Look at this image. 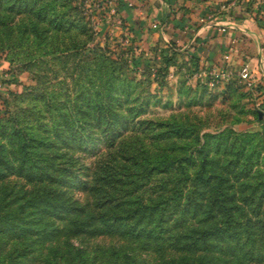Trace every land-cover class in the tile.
<instances>
[{
  "label": "rangeland",
  "instance_id": "374dc122",
  "mask_svg": "<svg viewBox=\"0 0 264 264\" xmlns=\"http://www.w3.org/2000/svg\"><path fill=\"white\" fill-rule=\"evenodd\" d=\"M47 1L66 7L63 19L78 27L61 42L53 31L34 33L28 14L0 9V264H264L202 236L225 218L213 200L219 189L242 206L256 199L247 211L264 215V61L242 78L252 58L245 50L254 57L255 47L235 43L237 35L229 43L220 23L242 15L264 33V0L176 3L165 20L130 0ZM224 3L236 4L228 12ZM124 93L130 127L109 146L75 101L107 95L115 106ZM63 115L84 124L88 144H67L47 128ZM49 170L57 178L42 180ZM109 170L121 174L103 178ZM173 190L169 201L181 206L125 222L130 234L101 222L104 211L119 220ZM109 196L119 199L102 207ZM192 197L196 211L179 218ZM73 202L81 211L65 220Z\"/></svg>",
  "mask_w": 264,
  "mask_h": 264
},
{
  "label": "trees",
  "instance_id": "16d2710c",
  "mask_svg": "<svg viewBox=\"0 0 264 264\" xmlns=\"http://www.w3.org/2000/svg\"><path fill=\"white\" fill-rule=\"evenodd\" d=\"M0 2V9L8 12V14H28L29 16H31L32 19L30 20L29 25L35 31L34 33L42 34L47 31L55 32L54 37L57 42L63 41V38L61 39L62 32L67 30L68 32L78 30V27L73 22H68L63 19L65 17L64 10L66 7L63 6L64 8L62 9L60 4L48 3L47 0H41L39 3H31V0H0ZM49 2H51V0H49ZM57 6L58 8H60L58 9ZM29 25L21 24V27L25 28ZM86 28L87 27H83L84 30ZM41 39L46 40L45 38ZM72 39L76 41L75 36H72ZM43 43L44 41H42V44ZM86 43L87 42H81V44L83 45H86ZM78 47L79 45H73L72 49L75 50ZM99 50L102 51L101 48H99ZM68 51L69 49L65 51L67 52V55L69 53ZM58 57L59 59L63 58V56ZM104 89L106 92H109V86H106ZM116 89L118 90V88ZM87 94H89L90 97L92 96L91 92L86 93V95ZM121 95H119L118 97H115L114 95V98H118L116 99V107L114 106V104H112L110 100L108 101L106 99L107 95H105L106 98L99 97L98 100L93 102L88 101L86 102V104L83 103L84 99L78 100V102L75 101L77 107L76 112L82 115L89 114V118L87 119L88 122L96 125V127L100 130L99 136H105L106 142L109 143V146L115 145L117 140L124 137L125 132L130 127V121L124 114V110L126 109L125 98L127 97V94L124 93ZM12 122L14 123L13 120ZM85 123H87V121H85ZM51 125H53V127L47 125V128L51 129V132L56 134L54 136H57L59 139L65 141V143L71 144L72 141H75L77 143H81L82 146L86 143L85 137L79 136V130L82 129V126H84V124L81 125V127L79 126L78 129L75 126V121L73 123L72 118H64L63 115L61 118V124H56V122H52ZM64 128L67 130V132H65ZM99 141L100 143L102 142L101 139H98L97 142ZM158 168L164 169V167H161L160 165ZM167 168L168 166L166 165V169ZM53 170H55L54 172H56L57 170L60 171L61 169L54 168ZM119 174H121V171L117 172L109 170L105 175H103V178H114V176H118ZM55 178L57 177L54 174H51L49 170L47 175L44 176L42 180H54ZM82 186V188L87 191L89 184L84 181L82 183ZM164 188L166 189L165 185ZM173 191L175 193V197L169 196L167 198H163L164 196L161 195L162 197H160L159 200L155 201L154 204L145 205V207H143V203H138L136 208L132 211L133 213L127 216L121 215L119 220L116 218H112L110 215H107L106 211L100 213L99 217H102L101 222L105 224V228H110V230L116 232H123L125 235L130 234V231H127V229H121V226H123L125 222L132 221L138 222L139 224L144 220L145 216H148L147 218L149 219L152 214L156 211L160 217L164 218L165 209H167V212L170 215V208L173 205L181 206L179 203L180 200H177L174 203L169 201V199H177V191ZM107 193L109 192L105 190L106 195ZM54 196L55 195L53 193L50 199L53 200ZM117 199L119 198L109 196L100 201L101 204H104L102 205V207H104L105 205L111 204V200H113V202H116ZM213 200L215 201V203H217V206H219L220 210L224 213L225 218L220 225L214 226L210 230L203 231L202 236L205 237V239L209 236L213 237L217 246H220L221 248L222 245L220 243H225V247L228 250H233L232 252L238 254L243 259H247L252 262H264V215H262V213H258V215L254 214L253 216L250 211H247V206L251 205V208L254 209L257 205L259 207L261 204L257 203L256 199H242L241 203L243 204V206L246 205L245 209L242 205H239L238 202L231 201L229 197H227V195L223 194V191L221 189L216 191ZM195 204H198L196 199H193V197L190 198L189 201L181 207L182 212L179 218L184 217L186 211H190V208H193L194 211H196V208L194 207ZM65 208L66 212L64 214L67 215L65 220H68V217L76 219V217L74 216H77V214L81 211V208L74 205V202L71 204L67 203ZM88 215L90 219H86V223L88 224L87 227L89 228L87 230L88 232H94V230H97L96 228L98 225L92 223L91 218H95L96 216L94 215V213L89 212ZM173 220L174 222H176L179 219Z\"/></svg>",
  "mask_w": 264,
  "mask_h": 264
},
{
  "label": "crops",
  "instance_id": "0c3cea01",
  "mask_svg": "<svg viewBox=\"0 0 264 264\" xmlns=\"http://www.w3.org/2000/svg\"><path fill=\"white\" fill-rule=\"evenodd\" d=\"M195 0H130L132 3H136L140 8H137L136 11H141L143 15H145L147 12H150L151 14H158L161 16V19H164L168 16L171 8L177 5L181 7L182 5H188L190 3H194ZM208 2V1H207ZM207 2H201V3H207ZM223 3V2H222ZM131 4V3H130ZM236 3L231 4H223V9L230 12L232 9V6ZM234 9H237V6H234ZM146 16V15H145ZM239 17V19L231 18L229 14H223L220 16L222 19L220 23H224L223 31H226L228 28V35L230 38L228 39L229 43L231 38L234 35L239 36L238 39L234 40L235 43L243 42L245 43V46L249 44H253L256 50V55L253 57L252 55L255 54L254 52H247L245 50L246 55H251L250 61H247L244 63L243 66L247 65L249 68H255L253 65L257 63V61H264V47H262V43L264 42V33L262 32V29H260L258 26H256V23L251 19L242 18V15H236ZM147 17V16H146ZM233 19V20H232ZM228 43V44H229ZM247 44V45H246ZM255 72H258L257 69H253ZM259 74V73H258Z\"/></svg>",
  "mask_w": 264,
  "mask_h": 264
},
{
  "label": "built area",
  "instance_id": "2783aa9c",
  "mask_svg": "<svg viewBox=\"0 0 264 264\" xmlns=\"http://www.w3.org/2000/svg\"><path fill=\"white\" fill-rule=\"evenodd\" d=\"M132 5V4H131ZM158 25L157 24H155V27H157ZM250 69H249V67L248 66H244L242 69H241V71H240V75H241V77L242 78H244V79H247V78H249V76H250ZM226 75V73H223V76H225Z\"/></svg>",
  "mask_w": 264,
  "mask_h": 264
}]
</instances>
